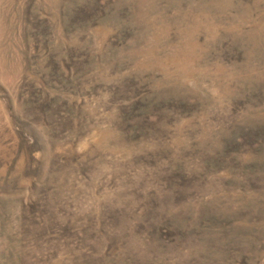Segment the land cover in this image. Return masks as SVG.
Instances as JSON below:
<instances>
[{
    "label": "rangeland",
    "instance_id": "1",
    "mask_svg": "<svg viewBox=\"0 0 264 264\" xmlns=\"http://www.w3.org/2000/svg\"><path fill=\"white\" fill-rule=\"evenodd\" d=\"M3 6L0 264H264V0Z\"/></svg>",
    "mask_w": 264,
    "mask_h": 264
},
{
    "label": "bare ground",
    "instance_id": "2",
    "mask_svg": "<svg viewBox=\"0 0 264 264\" xmlns=\"http://www.w3.org/2000/svg\"><path fill=\"white\" fill-rule=\"evenodd\" d=\"M6 2L8 6L11 4V0H0V14L4 17V20L8 16V10L3 6V3ZM7 26L5 21H0V37L3 39L6 32H7ZM8 47L4 49V52L1 54L2 57H4V53H6ZM5 60V59H4Z\"/></svg>",
    "mask_w": 264,
    "mask_h": 264
}]
</instances>
